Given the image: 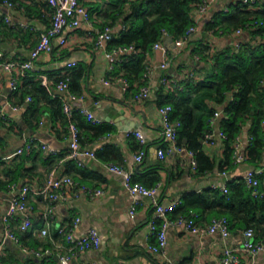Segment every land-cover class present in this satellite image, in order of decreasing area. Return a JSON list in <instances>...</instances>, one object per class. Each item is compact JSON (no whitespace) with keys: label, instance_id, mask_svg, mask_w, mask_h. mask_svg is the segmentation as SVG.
Returning <instances> with one entry per match:
<instances>
[{"label":"crops","instance_id":"0c3cea01","mask_svg":"<svg viewBox=\"0 0 264 264\" xmlns=\"http://www.w3.org/2000/svg\"><path fill=\"white\" fill-rule=\"evenodd\" d=\"M9 1L11 6L0 1V63L10 60L29 61L40 36L51 26L52 11L46 0ZM240 1L245 0H217L203 15L195 10L196 31L181 49L170 48L167 39L173 37L169 36L164 41L166 51L153 47L146 54L145 67L151 72L146 80L121 82L120 79L125 77L123 72L116 67L111 70L107 58V52L117 47H109V44L97 47L95 44L106 26L112 27L113 36L119 34L122 21L118 11L122 0H80L81 5L89 11L90 19L82 22L79 27H69L64 31V46L60 45L59 38H54L53 51L41 54L34 61L33 71L8 73L0 69V114L4 113L8 120L4 122L0 118L2 264H55L56 257L37 258L25 252L24 248H50L55 253L60 252L59 247H66L67 243L56 230L58 226H69L77 218L80 221L75 234L80 237L96 229L101 237V246L98 250L79 253L73 264H221L226 249L241 247L247 242L243 234L244 227L232 228L231 234L225 238L220 234L192 235L182 228L171 226L167 231L166 247L158 253L153 252L151 247L157 244V238L149 226L154 216L152 200L143 196L133 197L125 187L124 177L107 167L108 164L119 165L132 172L133 177L143 185L152 183V187L159 186L158 201L165 206L175 203L178 212L183 206L185 194L210 189L225 194L221 190L224 186L241 183L249 170L261 166L257 158H250L244 163L228 166L226 175L220 171V161L225 158V144L218 136L219 125L231 96H228L224 105L219 106L212 90L200 88L203 85L193 87L207 82L213 73L215 60L205 59V55L227 49L238 51L242 44L250 41L248 32L223 34L219 28H206L214 15L227 12L230 5ZM125 8H128V4ZM199 44L209 46L210 49L202 51ZM125 55L117 57L123 60ZM165 62L169 66L162 69L161 65ZM70 63L76 65L69 67ZM80 67L84 68L85 73L81 80L82 94L78 97L83 98V106L101 121V124L94 125L95 128L81 127L82 147L96 155L95 158L83 156L82 165L69 158L68 120L64 116L54 118L51 106L38 92L43 77L48 79L46 87L53 88L62 75ZM165 77L169 78L167 84L163 81ZM187 79H190L188 83L185 82ZM144 85L149 86L150 95L146 99L137 100L135 96ZM173 93L176 97H191V106L197 118L206 116L212 108L221 113L219 118L210 120V128L216 135L213 142L201 141L204 153L217 162L211 172L199 175L193 166L195 154L185 146L167 151L162 160L157 156L159 147L163 145L159 106L167 103ZM53 95L59 96L63 103L71 100L69 92L61 96L54 90ZM28 97L32 99L29 102ZM83 119L89 123L86 117ZM251 126L252 122H247L240 134L243 152L249 145ZM100 130L105 132L96 136ZM135 132L143 135L145 145L133 135ZM42 143L54 149L55 154L44 152ZM183 143L186 144V140ZM30 144L34 146L31 152L18 154L19 149ZM139 147L146 151V157L141 163L135 160ZM107 148L112 150L105 154ZM164 148L167 150V146ZM100 153H104L102 158L98 156ZM51 173L59 177L69 176L87 187L102 190L103 194L97 197L84 194L74 197L69 194V199L56 207L50 235L42 238L40 230L44 226L42 216L47 202L40 195V190ZM13 178L10 185L2 183ZM13 185L16 191L25 185L31 188L28 204L32 207V227L27 233L20 232L19 225L23 218L20 213L10 222V230L20 238V244L8 237L9 225L4 221L13 196L10 189ZM261 186L264 189V177ZM135 200L138 205L136 215L132 218L129 211ZM217 216L215 212H207L197 215L196 219L198 224L209 225ZM256 232L257 239L264 241L258 230ZM240 258L242 264H264V252L256 255L241 252Z\"/></svg>","mask_w":264,"mask_h":264},{"label":"trees","instance_id":"16d2710c","mask_svg":"<svg viewBox=\"0 0 264 264\" xmlns=\"http://www.w3.org/2000/svg\"><path fill=\"white\" fill-rule=\"evenodd\" d=\"M201 1L122 0L118 11V17L122 21L121 30L117 36H113L108 44L109 47L133 45L137 49L136 53H127L123 60L115 66L118 71L123 72L125 79H122L125 82L144 79L146 54L152 51L157 42L163 40L165 36H171L174 40H178L185 37L190 29L196 26L194 12L198 10ZM126 4H128V8H125ZM206 28L208 30L219 28L223 34H231L237 30L250 34V41L242 44L238 51L227 49L205 55V59L215 60L213 73L207 82L193 85V87L203 85L200 88L206 87L208 90H212L219 106L224 105L228 96H231L223 110L219 125L220 132H223L227 137L223 140L225 158L220 161L219 169L226 172L228 166L235 165L233 160L234 143L249 121L252 122V126L249 145L244 152L246 160L257 158L262 162L264 158V129L262 125L264 121V0H254V2L249 1L248 3L240 1L232 4L227 12L222 11L214 15ZM199 48L202 51L210 49L209 46L201 44H199ZM84 73L85 70L82 67L71 70L62 75L56 84L61 81L67 82L68 92L78 97L82 94L81 80ZM189 81L190 79H187L185 82ZM175 87L179 89L178 86ZM49 88L40 82L38 87L40 96L51 106L54 118L64 116L69 123V119L63 111L64 103L59 96L53 95L54 87ZM192 102L189 95L181 98L176 97L173 93L168 102L160 106L170 105L172 120L182 123L178 132V146H185L195 154L196 169L201 175L213 171L217 165L215 158L204 153L201 144V141H206V134H214L210 128V120L215 118L216 109L212 108L206 116L197 118L195 110L191 106ZM83 118L85 116L75 112L72 119L78 126L81 137V127H96L95 124L88 121L89 124ZM104 132V130H100L96 132V136ZM184 140H186V144L183 143ZM108 150L112 149H105V154H108ZM138 150L140 151L141 147ZM103 154L100 153L98 156L102 158ZM263 177L264 174L260 176L259 191L261 193H264L261 186ZM14 179L2 183L10 185ZM133 180L138 182L134 177ZM154 181L156 182L157 178ZM152 186V183L147 185L149 188ZM227 188V194H222L221 191L214 189L185 194L183 206L172 216H191L194 215L192 211L196 213V216L215 212L219 215L215 218L225 217L228 219L230 229L237 226L244 227L245 230L255 229V231L258 230L259 236L264 238V194L263 196H254L253 190L247 187L244 180L239 184L229 183Z\"/></svg>","mask_w":264,"mask_h":264},{"label":"built area","instance_id":"2783aa9c","mask_svg":"<svg viewBox=\"0 0 264 264\" xmlns=\"http://www.w3.org/2000/svg\"><path fill=\"white\" fill-rule=\"evenodd\" d=\"M2 3L7 5H12L9 0H0ZM217 0H202L199 4L198 11L200 14H206L212 5L213 2ZM245 3H248L249 0H245ZM254 2V0H253ZM48 7L52 11V22L51 26L46 32L40 36V40L36 47L32 50L29 61H4L0 63V69L5 72L11 73L14 71L17 72H28L35 69L34 61L39 58L43 53H51L53 51V39L59 38L60 45L64 46L66 44V38L63 36L64 31L69 28H76L81 25L82 22H88L90 19L89 11L81 5L80 0H46ZM196 31V27L190 29L185 37H182L174 41L175 48L181 49L186 41H188L191 34ZM242 30H237L236 33L240 34ZM169 36L154 45L156 50H167V46L164 45V41ZM113 39V29L111 26H106L104 31L96 40L97 47H105ZM136 53L137 49L135 46H122L117 47L112 51L107 52V58L111 63V70L115 69L117 63H120V60L117 56L124 55L127 53ZM76 63H70L69 67H74ZM169 66L168 62H165L161 65L162 69H167ZM150 71L146 70L143 78L146 80L150 75ZM189 77L192 74H187ZM121 82L126 83L123 79H120ZM164 83L167 84V78L163 79ZM42 85L48 86V79L46 77L42 78ZM16 83L13 82V86ZM54 89L56 92L68 93L69 85L67 82H58ZM150 95L149 86H142L140 91L137 93L135 98L137 100L146 99ZM70 101L64 103L63 111L64 114L69 119V131H70V155L69 158L73 161H76L79 165H82L81 158L83 156H90L95 158L96 155L93 152L87 151L82 147V137L78 126L72 121L75 112H79L85 116L91 123L95 125L101 124V121L98 120L92 113H90L82 104L83 98L70 95ZM32 99L28 97L27 101ZM172 107L170 105L160 106L159 113L162 119V130L161 138L162 143L157 151V156L159 159H164L167 151L171 152L179 148L178 146V132L182 127V123L178 120H172L171 118ZM221 113H215V119L219 118ZM0 118L7 122V117L4 113L0 114ZM264 129V121L262 123ZM137 137L142 145H145V140L143 135L140 132H135L133 134ZM215 134L208 133L205 136V142H213ZM218 136L221 139H226V135L223 132H219ZM264 140V139H263ZM165 144V145H164ZM167 146V150L164 148ZM33 144L28 145L24 149H19L18 154L26 152H31L33 150ZM41 148L44 152L49 155L55 154V150L50 148L48 145L42 143ZM146 157V151L142 148L135 156L137 163L143 162ZM234 164L244 163L246 156L243 152L241 137L239 136L234 143V153H233ZM193 166L196 168V163L193 161ZM108 169L114 173L122 175L125 179V187L131 193L133 197L143 196L150 198L154 206V216L153 219L149 222L151 231L156 235L157 244L152 246L151 249L153 252L158 253L160 250L164 249L167 245V231L169 227H178L182 228L187 233L192 235L204 236V235H213L220 234L223 237H228L231 234L230 223L227 218H213L209 225L198 224L196 216L191 215H180L178 217H173L172 214L176 211L177 205L175 203L168 206L163 205L157 199V192L159 186L156 187H147L140 182H135L133 180V173L127 171L123 167L116 164H108ZM226 175V172H223ZM264 174V158L261 162V166L255 169L249 170L244 176V182L247 187L253 190L254 196H259L264 193L259 191V186L261 183L260 176ZM11 192L13 194L8 211L4 217L5 223L9 225L7 229V235L10 239L20 244V238L15 235L10 230V222L15 219L17 213L22 214V221L19 225V230L22 233H27L32 227V219L30 217L32 207L28 204V197L31 192L29 185H25L16 191V186H11ZM222 192L227 194L228 188L224 186ZM69 194L77 197L81 194L97 197L103 194L102 190L92 189L87 187L78 181L74 180L69 176H56L54 173L49 175V178L45 185L40 190V195L47 202L46 209L43 213L44 226L40 230V236L46 238L50 235L51 228L54 223V215L57 205L64 203L69 199ZM138 202L135 200L130 208L129 214L132 218L136 215ZM80 219H75L69 226L61 227L58 226L57 233L58 235L65 238L67 246L59 247L60 252L55 253L50 248L45 249H28L24 248L25 252L33 254L37 258L43 259H52L57 258L55 264H73V260L79 256V253L86 252L88 250H98L101 246V237L99 232L96 229H91L87 234L78 237L75 234V229L78 226ZM244 236L247 238V242L237 248H229L224 251V256L221 260V264H242L240 253L246 252L252 255L264 252V241L257 239V233L255 229H246L243 231ZM0 264H2L0 262ZM126 264V263H123Z\"/></svg>","mask_w":264,"mask_h":264},{"label":"water","instance_id":"95a60500","mask_svg":"<svg viewBox=\"0 0 264 264\" xmlns=\"http://www.w3.org/2000/svg\"><path fill=\"white\" fill-rule=\"evenodd\" d=\"M167 41H168L167 43L170 45V48L174 49L175 48L174 40L171 38H168ZM57 94L63 96L65 94V91L64 92H57ZM229 99H230V97H229Z\"/></svg>","mask_w":264,"mask_h":264}]
</instances>
